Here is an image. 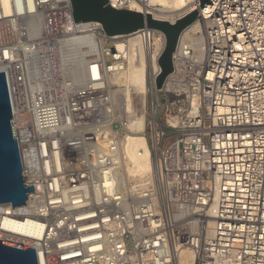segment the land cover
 <instances>
[{
    "label": "built area",
    "instance_id": "2783aa9c",
    "mask_svg": "<svg viewBox=\"0 0 264 264\" xmlns=\"http://www.w3.org/2000/svg\"><path fill=\"white\" fill-rule=\"evenodd\" d=\"M150 2L107 6L150 14ZM9 4L0 73L34 193L0 205V241L38 264H179L183 250L193 264H264V0H209L161 89V31L108 36L76 24L71 0ZM143 65L152 169L134 177L131 118L109 78Z\"/></svg>",
    "mask_w": 264,
    "mask_h": 264
},
{
    "label": "water",
    "instance_id": "95a60500",
    "mask_svg": "<svg viewBox=\"0 0 264 264\" xmlns=\"http://www.w3.org/2000/svg\"><path fill=\"white\" fill-rule=\"evenodd\" d=\"M209 0H200V8L175 24L159 21L150 14L129 10L117 11L107 6L109 0H71L73 18L79 23H100L108 36L130 35L142 29L158 30L166 37V48L159 59L162 74L157 78L161 89L173 72V54L180 34L194 24ZM33 186H26L21 155L11 110L5 73H0V205L11 204L13 209L27 207ZM0 264H38L35 250L0 241Z\"/></svg>",
    "mask_w": 264,
    "mask_h": 264
},
{
    "label": "bare ground",
    "instance_id": "6f19581e",
    "mask_svg": "<svg viewBox=\"0 0 264 264\" xmlns=\"http://www.w3.org/2000/svg\"><path fill=\"white\" fill-rule=\"evenodd\" d=\"M150 15L154 19L167 22L170 14L175 17H183L196 10L188 7L185 0H151ZM142 12L141 9H135ZM145 13V11H143ZM179 12V13H178ZM11 13L9 0H0V16L8 17ZM109 85L114 90L115 103L120 109L126 111L130 119V130L132 132L129 146L126 150L125 170L130 176H144L152 169L150 151L147 142L142 135L145 130L144 104L146 94V70L144 65L130 68L129 70L111 75ZM139 155H137V151ZM142 163L149 169L144 168ZM179 264H193V255L189 250H183L179 257Z\"/></svg>",
    "mask_w": 264,
    "mask_h": 264
},
{
    "label": "rangeland",
    "instance_id": "374dc122",
    "mask_svg": "<svg viewBox=\"0 0 264 264\" xmlns=\"http://www.w3.org/2000/svg\"><path fill=\"white\" fill-rule=\"evenodd\" d=\"M179 13V12H178ZM167 16V15H166ZM122 110V109H121ZM124 111V110H123ZM135 151H137V150H135ZM138 153H137V155H139V151H137ZM142 166H144V168H146V169H149L150 170V168L146 165V164H144V163H142Z\"/></svg>",
    "mask_w": 264,
    "mask_h": 264
}]
</instances>
